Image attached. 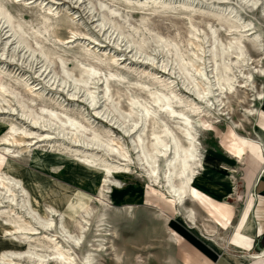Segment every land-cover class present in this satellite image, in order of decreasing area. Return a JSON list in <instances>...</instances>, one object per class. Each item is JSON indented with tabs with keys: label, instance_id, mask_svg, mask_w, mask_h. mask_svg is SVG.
<instances>
[{
	"label": "rangeland",
	"instance_id": "obj_1",
	"mask_svg": "<svg viewBox=\"0 0 264 264\" xmlns=\"http://www.w3.org/2000/svg\"><path fill=\"white\" fill-rule=\"evenodd\" d=\"M186 1L188 0H0L10 15L11 22L23 25V41H26L28 49L35 52L32 57L27 54V50L17 47L15 38L10 36V32L7 33L8 28L0 20V81L5 86L4 91L0 90V256L7 251L22 252L29 242L34 243V239H26L25 229L14 232L10 226L11 220L26 225L28 220L24 211L27 204L39 216H48L52 220L53 226L46 233L52 235L59 227L58 223L67 231L79 230L75 222H78L83 212L77 203L85 202L90 208L85 236L92 233L95 230L93 218L101 208L98 198L101 193L102 172L96 167L84 165V153L91 151L100 159L121 164L117 157L106 156L99 149L93 150L71 141L69 134H57L54 126L33 120L29 114L39 113L42 108L74 116L87 128L86 135L96 131L104 138L114 140L127 152L128 162L124 164L128 165L132 173L111 176L120 185L109 186L110 190L106 194L109 208L105 210L108 221L105 229L114 232L113 244L123 258V263L167 264L169 258L176 259L180 246L167 241L168 223L165 225L154 214L158 212L170 219L171 227L179 240L181 225H187L179 220L178 206L159 189L148 186L141 177L129 136L122 134L109 120L94 113L103 104L108 105L115 100L125 108L127 99L131 97L151 106L153 104L148 92L153 91L172 92L186 102L199 104L184 89L178 73L172 70L171 55L158 51L151 43L161 39L173 41L181 51L188 49L190 53H195L193 64L210 77L205 22H209L211 26L217 25L211 13L217 3L195 0L192 8H186ZM225 5L235 8V0H229ZM238 11L243 20L252 18L258 29L264 30V22L256 12ZM102 15L111 20L114 30L125 33L131 45L125 46V40L117 38L116 30L110 32L108 26H99ZM41 16L49 18L51 27L48 32L35 35ZM189 30L194 31L190 33L191 36ZM222 38L225 40L226 35L222 34ZM189 40L193 45L187 46ZM135 47L150 55L152 62L135 55ZM40 49H48L55 55L47 58V65L37 55L36 50ZM250 54L258 57L256 53ZM88 65L99 71L96 79L88 85L94 93L92 98L96 97L95 110L89 109L82 94L75 92L69 84L59 85L58 68H64L76 78L77 75L82 76L79 75L82 66ZM102 80L108 93L101 99L99 92ZM254 80L256 86L260 87L262 77L254 76ZM234 101L231 118L237 121L239 112L236 111L238 108ZM160 117L161 122L169 124L168 118L163 114ZM200 119L203 121L195 127L203 168L210 158L207 151H212L214 140L233 127L227 124L224 117L218 121H214L212 116ZM11 123L17 131L10 130ZM147 126L146 132L151 129L150 123ZM14 140L19 142L15 143ZM163 159H158L159 172L162 170ZM11 179L16 181V186L10 191L5 190L3 185ZM127 206L133 207L132 212L120 209ZM49 208L56 211H50ZM115 209L120 210L118 212ZM40 232L38 230L33 238L39 237ZM0 264H26V258L12 256L8 261L1 257ZM45 264L54 262L49 259ZM101 264L117 263L105 260Z\"/></svg>",
	"mask_w": 264,
	"mask_h": 264
},
{
	"label": "bare ground",
	"instance_id": "obj_2",
	"mask_svg": "<svg viewBox=\"0 0 264 264\" xmlns=\"http://www.w3.org/2000/svg\"><path fill=\"white\" fill-rule=\"evenodd\" d=\"M210 1H215L217 3L211 11L217 25L211 26L209 22H205V41L208 45L206 53L208 54V59L211 64L210 77H207L202 69L193 64V59L196 57L195 53H190L188 49H185V52L181 51L178 45L173 41L162 39L152 41L149 39L158 51L171 55L170 62L173 66L172 70L178 73L184 89L191 93L199 104L186 102L172 92L164 93L153 91L148 92L153 104L151 106L139 102L136 97H131L127 99L128 104L125 108L121 107L115 102L117 100H115L114 103L111 101L108 105L103 104V106L94 113V115L98 117L109 120L122 134L129 136L131 149L134 152L136 163L142 173L141 177L146 180L148 186L159 189L178 206L179 214L184 218L179 220L187 221L193 225L195 223L194 210L185 207V204H192L189 197L190 185L195 175L202 169L203 162L199 154L200 145L197 141L195 125H200L201 121H203L200 117L212 116L214 121L221 120L224 117V119L228 121L227 124L229 126L236 129L241 128V123L256 113L255 103L262 99V92L260 91V87L256 86L254 76L258 78L264 77V30L258 29L252 18L243 20L238 11L256 12L259 18L264 22V0H235V8L225 5L229 0H199L201 3ZM194 3L195 0L186 1V8H192ZM129 4L130 3L127 5ZM152 4L153 3H151V5ZM100 6L101 4L98 5V7ZM91 7L93 8V6ZM129 7L130 5L128 8ZM5 10L6 9L0 2V20H2L8 28L7 33L10 32V36L13 39L15 38L17 47L27 50V54L32 56L34 51L32 52L28 49L25 44L26 41H23V34H25L23 25L20 23H12L10 15ZM110 10L111 9H109V11ZM99 15H101V12ZM98 24L102 27L108 26L110 32L111 30L114 32L116 30H114L111 20L103 15L99 19ZM50 27L49 18L41 16L39 26L35 29L34 34L40 35L48 32ZM191 32L193 33L194 31L189 30V35ZM115 33L118 39L122 38L125 40V46L131 45L125 33L118 31ZM222 34L226 35L225 40H223ZM190 45H193V42L189 40L187 46ZM36 51L39 58L46 62H44L46 65L48 63L47 58L55 56L54 53L48 49ZM134 51V54L142 57L143 60L149 63L152 62L153 58L145 54L141 49L135 47ZM250 52L258 54V57H253ZM80 71L79 75L82 76L79 77L77 75L76 78H73L64 68H58L59 85L63 86L69 84L75 92L82 94V99L87 103L89 109L92 108L95 110L97 107L96 97L92 98L94 93L88 88V85L92 80L96 79L99 75V71L89 65L82 66ZM240 75L241 79L238 80ZM53 78L55 77L53 76ZM208 78L210 80H208ZM103 82L104 80H102L101 90L99 92L101 99L104 98V94L108 93ZM4 88V84L0 81V90L2 91ZM233 100H235L234 102L238 108L236 111L239 112V119L237 121H233L231 118V115L234 113L232 105ZM160 114L168 118L169 124L160 121ZM29 115H31L36 122L42 121L49 126H54V131H56L57 134L63 136L69 134L72 138L71 141L91 147L93 150L99 149L104 152L106 156L113 155L117 157L120 159L121 164H114L106 161V159H100L91 151L84 153L85 155L82 159L85 163L84 165L96 167L102 172L100 177L101 193L100 198H98L101 208L99 213L93 218L95 230L92 233L85 236L86 226L89 222L87 217L90 211L88 204L85 202L77 203L78 208L84 215H81L78 222H75L79 226V230L70 232L58 223L59 227L52 232V235L46 234L53 226L52 220L48 216H39L32 211L27 204V206H25L26 211H24L26 212L28 220L25 223L26 225L20 224L18 221V223L12 222V220L9 221L11 222L10 226H12L14 232L20 230L24 231L25 229L26 239H34V243L29 242L22 252H4L0 258L2 257V260L6 258L9 261L12 256L16 258L25 256L26 264H45L49 259L52 260L54 264H101L105 260H110L117 264H124L123 258L113 244L114 232L105 229V225L108 223L105 217V210L109 208L108 200L106 199V194L110 190L109 186L120 185V182L115 178H111V176L121 173H132L128 165L124 164V162H128L127 152L114 140L104 138L96 131L86 135L85 130H87V128H85L74 116L59 114L54 110L42 108L39 109V113H31ZM149 123L151 129L146 132ZM10 130H14L12 123ZM40 137L43 138V136ZM17 140L20 141V139ZM17 140L13 142H19ZM38 140L37 141L40 142V138ZM253 151L255 152V149ZM239 153H241V151ZM159 158H164L161 172H159L157 165ZM12 180L13 179L7 180V184L3 185L5 190L10 191L13 186H16V181L14 182ZM194 180L196 179L194 178ZM5 199L7 200L8 198ZM132 208L133 207L127 206L120 209L123 210V212H132ZM120 209L115 210L119 212ZM49 210L56 211L52 208H49ZM154 215L157 219L162 220L165 225L167 224L169 220L168 217L158 212ZM23 226H26V228ZM38 230L41 231V235L33 238L37 235ZM166 232L167 241L169 243L175 244L178 242L176 234L167 228ZM55 239H58V241L56 242ZM202 239L207 242V244L213 246L214 243L212 241L208 242L204 238ZM166 263L178 264L172 258H169Z\"/></svg>",
	"mask_w": 264,
	"mask_h": 264
},
{
	"label": "crops",
	"instance_id": "obj_3",
	"mask_svg": "<svg viewBox=\"0 0 264 264\" xmlns=\"http://www.w3.org/2000/svg\"><path fill=\"white\" fill-rule=\"evenodd\" d=\"M260 91L256 113L214 140L192 180V204L185 207L194 210L195 223L181 220L187 227L180 224L178 264H264V77Z\"/></svg>",
	"mask_w": 264,
	"mask_h": 264
},
{
	"label": "water",
	"instance_id": "obj_4",
	"mask_svg": "<svg viewBox=\"0 0 264 264\" xmlns=\"http://www.w3.org/2000/svg\"><path fill=\"white\" fill-rule=\"evenodd\" d=\"M262 241H264V239Z\"/></svg>",
	"mask_w": 264,
	"mask_h": 264
}]
</instances>
